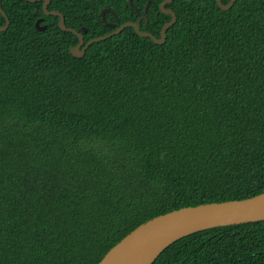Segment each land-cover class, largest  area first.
Returning <instances> with one entry per match:
<instances>
[{"label":"trees","instance_id":"trees-1","mask_svg":"<svg viewBox=\"0 0 264 264\" xmlns=\"http://www.w3.org/2000/svg\"><path fill=\"white\" fill-rule=\"evenodd\" d=\"M146 1L47 10L84 43L143 15L159 38L171 17ZM166 8L163 44L127 27L75 58L41 2L1 0L0 264H98L156 216L264 192V0ZM152 264H264V221L190 234Z\"/></svg>","mask_w":264,"mask_h":264},{"label":"water","instance_id":"water-1","mask_svg":"<svg viewBox=\"0 0 264 264\" xmlns=\"http://www.w3.org/2000/svg\"><path fill=\"white\" fill-rule=\"evenodd\" d=\"M21 1L31 3L41 2L42 10L46 16L58 18L60 30L72 33L77 37L78 42L76 46L69 49L70 54L75 58L83 57L87 48L92 44L117 35L127 27L133 28L140 37L149 38L158 45L163 44L166 38V30L176 22L175 13L171 9L166 8V6L171 4L174 0H164L160 4V10L163 14L169 15L171 19L162 26L159 38L154 37L148 32L139 30L141 20L144 19L146 23V17L143 15L136 22H125L113 32L84 43L82 32L85 33L86 29L83 27L81 28V32H78L71 28H67L64 17L60 12L47 10L50 0ZM128 1L129 4L132 5L133 0ZM235 1L236 0H229L227 4H223L221 0H216V4L222 11H227L234 5ZM149 3L150 0H147L143 9L144 13L147 11ZM106 13L114 14L111 10L105 8L101 11L102 18H104ZM0 14L5 19L4 26L0 27V32H4L9 26V20L1 9V0ZM41 22V18L35 21V28L39 31H43L46 28L45 25L40 26ZM262 221H264V192L242 200L183 207L156 216L136 227L115 244L98 264H152L171 244L190 234L221 226Z\"/></svg>","mask_w":264,"mask_h":264}]
</instances>
